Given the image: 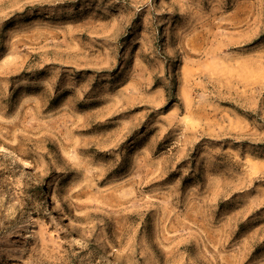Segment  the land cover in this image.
<instances>
[{
    "label": "rangeland",
    "instance_id": "1",
    "mask_svg": "<svg viewBox=\"0 0 264 264\" xmlns=\"http://www.w3.org/2000/svg\"><path fill=\"white\" fill-rule=\"evenodd\" d=\"M0 138V264H264V0H0Z\"/></svg>",
    "mask_w": 264,
    "mask_h": 264
},
{
    "label": "bare ground",
    "instance_id": "2",
    "mask_svg": "<svg viewBox=\"0 0 264 264\" xmlns=\"http://www.w3.org/2000/svg\"><path fill=\"white\" fill-rule=\"evenodd\" d=\"M0 152L7 154L6 156L11 157L13 160H15L18 164L24 166V167H29V163L21 156V154L19 152H17L16 150H14L13 148H11L9 145H7L5 143V141H3L0 138ZM18 165V166H20ZM46 189V188H45ZM43 191V190H42ZM47 191H43L42 196H40L39 198L41 199V202L48 205L49 207L52 208L53 205H51L48 196L46 195ZM49 192V191H48ZM56 208V207H55ZM50 209V208H49ZM53 209V208H52ZM54 213V212H53ZM57 214V213H56ZM55 215V214H54ZM60 215V214H58ZM62 216V215H61ZM55 217V216H54ZM63 220V219H62ZM68 220V219H67ZM64 223V222H62ZM102 251H105L106 254H108V256H112L114 259H120V257L118 255H116L113 251L106 249L105 247H101Z\"/></svg>",
    "mask_w": 264,
    "mask_h": 264
}]
</instances>
